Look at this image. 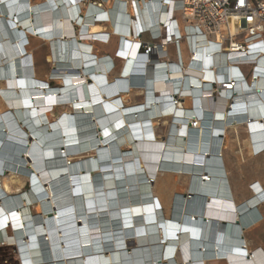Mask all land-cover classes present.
<instances>
[{"label":"bare ground","instance_id":"1","mask_svg":"<svg viewBox=\"0 0 264 264\" xmlns=\"http://www.w3.org/2000/svg\"><path fill=\"white\" fill-rule=\"evenodd\" d=\"M104 1L112 6L92 16L91 0H0V245L15 247L20 264H264V247L246 237L264 219V182L238 197L225 160L240 129L250 154H264V71L241 84L232 114L222 75L237 56L219 43L188 37L181 66L166 60L164 41V64L145 78L135 15L145 28L169 15L149 0L140 10ZM126 15L130 39L124 30L115 51L122 76L110 77L115 60L96 44H109L105 27L118 32ZM33 42L48 46L45 80ZM134 95L142 102L131 104ZM180 178L185 188L171 182ZM205 195L202 207L188 202ZM214 222L227 227L212 241Z\"/></svg>","mask_w":264,"mask_h":264},{"label":"built area","instance_id":"2","mask_svg":"<svg viewBox=\"0 0 264 264\" xmlns=\"http://www.w3.org/2000/svg\"><path fill=\"white\" fill-rule=\"evenodd\" d=\"M130 1L132 4L138 2L137 7L134 6V8L140 10V0ZM91 2L92 16L101 12L105 13L106 2L104 0H91ZM146 6L151 7L154 12L155 7H159V14L160 9L164 8V13L169 16L166 23L159 21L157 17L149 28H145L144 23L135 15L132 34L134 40L142 41H140V53L148 57L146 64H149V68L145 67L143 75L145 78L150 71L153 73L159 65L164 64L160 53L164 52L165 44L176 49L177 56L174 58L177 60L178 57L180 65L183 66L181 45L189 40L188 37H192L194 43L203 42L204 47L211 42L219 43L225 54L237 56L233 63V66L237 67L236 71L229 72V74L225 72L222 75L223 78H228L225 80L228 82L223 84L226 90L233 91L232 96L240 92L243 82L248 83L252 79H258L255 74L264 71V66H260L264 62V0H149ZM177 15H180L181 21ZM128 28L129 25H127ZM128 31L131 34L130 28ZM154 32H159L160 36L157 39ZM145 36H149L151 41H144ZM99 40L107 42L103 39ZM164 41L165 44H163ZM191 47L190 54L196 55L195 49ZM167 56L166 60L169 63L173 61ZM172 64L174 63H170ZM245 67L250 68L247 73L243 71ZM219 85L221 83L214 84L216 95H218ZM255 91L259 94L258 89ZM237 100L238 96H234L228 108V114L233 113Z\"/></svg>","mask_w":264,"mask_h":264},{"label":"rangeland","instance_id":"3","mask_svg":"<svg viewBox=\"0 0 264 264\" xmlns=\"http://www.w3.org/2000/svg\"><path fill=\"white\" fill-rule=\"evenodd\" d=\"M65 3H66V5H69L68 0H65ZM111 6H112V3H110L109 5H106V8L111 7ZM177 18L181 21L180 15H177ZM33 23H35V22H33ZM125 23L127 24V21ZM117 29L119 30V28H117ZM105 30L108 31V33L109 32L111 33V35H112L111 39L113 36H115L117 38L116 46H115V51H116L117 47L119 49V46H120V42L122 39L121 35H123L122 30H119L118 32H113V31L111 32L108 29V25L105 27ZM144 41L149 42V41H151V38L149 36H145ZM110 43H111V40H110ZM110 43L109 44L97 43L96 47L99 48V45H103V46L107 45L108 46V45H110ZM32 47H33L34 52H35V61H36L35 64L37 66L36 67L37 73L38 74H40L41 72L44 73V71H47V73L51 72L52 66L49 63L48 46L46 44H38V43L33 42ZM99 49L101 50L100 51L101 53H99V55L104 54V52H102V49L101 48H99ZM170 53L174 54L173 48H171ZM186 53L189 54V49L187 46H183V56H184V54L186 55ZM166 54H164L162 56H165ZM113 58H114V60L119 59L116 57V53H115V56ZM171 59L175 60V58H171ZM120 68H121V66H120ZM120 68L118 65L115 66V69L113 71H111V74H109V76L110 77L115 76L117 70L119 69L118 77H121L122 74L120 73ZM245 68L247 70L250 69L249 67H245ZM40 77H42V76H40ZM115 77H117V76H115ZM47 78L48 77L45 74L44 79H47ZM52 79H53V77L50 76V78H49L50 84L53 86L58 85L56 80H52ZM117 80H116V82H118ZM0 98L3 100L1 94H0ZM142 98H143L142 96L134 95L132 97V100H130V101H132L131 104L142 102ZM60 112H61V110L57 109L56 113L59 114ZM162 128H163L162 123H159L158 127H157V129H158L157 131L161 132ZM242 132H245V131L240 130L239 134H241ZM245 135H246V132H245ZM161 137H163V135ZM231 137H232V135H231ZM226 144H227V149L225 151V160H226V164H227V167H228V170L230 173V178H231V181L233 184L234 192L238 197H243V198L250 197L251 193L247 189L249 187V184L255 180H262L264 182V154H261L260 156H254V155L252 156L250 154L249 148L247 146V140H227ZM140 168H141V166H140ZM7 174H11V172H8ZM16 175L19 176L20 178L24 179V174L20 175L17 173ZM165 181H166V179H162V183H164ZM171 182H173V183L176 182L177 186H179V187H182V188L186 187V185L184 184L186 182L182 178H180L176 181L172 179ZM184 185H185V187H184ZM30 186L32 187V185H27L25 188H23V190H31ZM185 190L186 189H184V192H185ZM184 194L188 195V194H186V192ZM193 199H194V196L190 200H188V202L189 203L192 202ZM261 210H262L263 215H264V206L261 207ZM241 219L242 218H239L238 221ZM261 221H262V224L260 227L252 230L251 232L246 231V237H247V240L249 242L248 244L250 247L252 246L251 248H255L258 245L264 247V219H261L259 222H261ZM251 226H249V227H251ZM249 227H247V228H249ZM9 234H10V232H9ZM133 242L134 241L129 242V244H128L129 247L135 246V242H134V245H130ZM124 248H126V246ZM0 264H20V255L17 252L15 247L8 246V245L7 246L6 245H0Z\"/></svg>","mask_w":264,"mask_h":264},{"label":"crops","instance_id":"4","mask_svg":"<svg viewBox=\"0 0 264 264\" xmlns=\"http://www.w3.org/2000/svg\"><path fill=\"white\" fill-rule=\"evenodd\" d=\"M130 19H129V17H127V15H126V21H127V24L126 25H124V26H119L118 28H119V30H122V32H123V34H124V30H126L127 32H128V36L127 37H125L124 36V38L125 39H130V33H129V31H128V29L130 28V31H131V26H130V21H129ZM127 25H129V28L127 29ZM116 41H117V38L115 37V36H113L112 37V39H111V43H110V45H105V46H103V45H99V48H101L102 49V52H104V54L107 56V57H111V58H113L114 56H115V46H116ZM182 47H181V56H182V54H183V46H184V44L183 45H181ZM171 48H173V47H170V51H171ZM173 50H175L174 48H173ZM175 55L177 56V52H176V54H175V51H174V54H171L170 53V57L171 58H174L175 57ZM185 59L188 57V53H186V55L184 54V56H183ZM115 66H119V68H120V66H121V62L119 61V60H117V59H115ZM114 69H115V67H114ZM113 69V70H114ZM247 69L245 68V69H243V71L245 72V73H247L248 71H249V69L246 71ZM46 74V76H47V71H44V73L43 72H41L39 75L40 76H42V77H40V78H42V79H44V75ZM109 74V73H108ZM119 75V69L117 70V72H116V75L115 76H118ZM45 80V79H44ZM240 130H243V129H240ZM231 135H232V137H231ZM235 136H236V134L233 132V131H231V133H230V135H229V140H236V138H235ZM240 140H246V135H245V132H242L241 134H240Z\"/></svg>","mask_w":264,"mask_h":264},{"label":"water","instance_id":"5","mask_svg":"<svg viewBox=\"0 0 264 264\" xmlns=\"http://www.w3.org/2000/svg\"><path fill=\"white\" fill-rule=\"evenodd\" d=\"M149 75L150 76H152V71H150V73H149ZM148 75V76H149ZM207 195H205V196H202V198H198V199H193L192 200V202L191 203H193V204H197V205H199V204H201V203H203V201L205 200V197H206ZM196 205V206H197ZM53 212L55 213L56 211H54L53 210ZM249 212H253V213H255L256 211H249ZM240 218V217H239ZM243 219H245L246 221H248V217H247V214L245 215V217H243L241 220H243ZM250 221V220H249ZM237 223L239 222L238 220L236 221ZM222 223V224H221ZM220 224L219 223H217V222H214V223H212V231L210 232V240H212V241H215V237H216V230L217 229H219L221 232H224L225 231V229H226V227H227V225H225V223L226 222H221ZM247 227H245V226H243V229H246ZM130 245H134V243H131ZM102 253H104V252H102Z\"/></svg>","mask_w":264,"mask_h":264},{"label":"clouds","instance_id":"6","mask_svg":"<svg viewBox=\"0 0 264 264\" xmlns=\"http://www.w3.org/2000/svg\"><path fill=\"white\" fill-rule=\"evenodd\" d=\"M205 202H206V200H204V201H203L202 205H201V204H199V205H197V206H199V207L201 206V207H202L203 205H205V204H206ZM219 231H220V230H219V229H217V230H216V234H220V232H219Z\"/></svg>","mask_w":264,"mask_h":264},{"label":"trees","instance_id":"7","mask_svg":"<svg viewBox=\"0 0 264 264\" xmlns=\"http://www.w3.org/2000/svg\"><path fill=\"white\" fill-rule=\"evenodd\" d=\"M201 205H202V203H201Z\"/></svg>","mask_w":264,"mask_h":264}]
</instances>
